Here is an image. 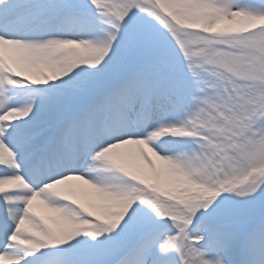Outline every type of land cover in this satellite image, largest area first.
Instances as JSON below:
<instances>
[{
    "label": "snow or ice",
    "instance_id": "1",
    "mask_svg": "<svg viewBox=\"0 0 264 264\" xmlns=\"http://www.w3.org/2000/svg\"><path fill=\"white\" fill-rule=\"evenodd\" d=\"M0 264H264V0H0Z\"/></svg>",
    "mask_w": 264,
    "mask_h": 264
}]
</instances>
